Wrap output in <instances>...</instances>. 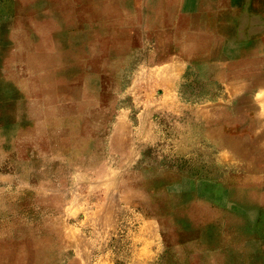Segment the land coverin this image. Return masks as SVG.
Wrapping results in <instances>:
<instances>
[{"label":"rangeland","instance_id":"obj_1","mask_svg":"<svg viewBox=\"0 0 264 264\" xmlns=\"http://www.w3.org/2000/svg\"><path fill=\"white\" fill-rule=\"evenodd\" d=\"M183 1L0 0V264H264V0Z\"/></svg>","mask_w":264,"mask_h":264},{"label":"crops","instance_id":"obj_2","mask_svg":"<svg viewBox=\"0 0 264 264\" xmlns=\"http://www.w3.org/2000/svg\"><path fill=\"white\" fill-rule=\"evenodd\" d=\"M229 1V2H228ZM183 15L186 17L185 22V33H189L191 31L190 26L193 24L194 33H195V41L196 37H209V41L211 42L209 46L203 49L202 54L195 55L198 59L200 57L210 58L213 52V49H217L219 51V55L224 61L225 64H233L232 54L234 52V7L232 0H210L207 3L204 0H184L182 2ZM211 10L217 11L218 16V28L214 30L215 20L214 13ZM263 11L261 13V17L256 18L259 21L256 22V25L252 22L250 27L254 31H262L260 33L252 34L247 31L240 37V42L244 47H253L257 48L258 51L264 49V5L261 7ZM246 24H250L249 16L246 17ZM220 22V25H219ZM250 29V28H249ZM218 43V47H215V43ZM214 43V44H212ZM203 48V46H202ZM196 49V47H195ZM201 51V47L198 48ZM197 49V50H198ZM259 56V55H257ZM212 61H205V63H211ZM185 68V66L179 65L178 67ZM178 69V71H179ZM185 71V70H184Z\"/></svg>","mask_w":264,"mask_h":264}]
</instances>
